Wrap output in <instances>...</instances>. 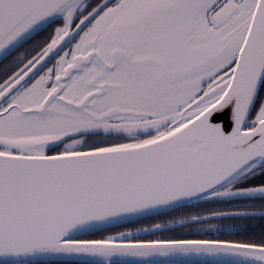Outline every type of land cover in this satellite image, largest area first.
<instances>
[{
	"label": "snow or ice",
	"instance_id": "snow-or-ice-1",
	"mask_svg": "<svg viewBox=\"0 0 264 264\" xmlns=\"http://www.w3.org/2000/svg\"><path fill=\"white\" fill-rule=\"evenodd\" d=\"M257 219L264 0H0V264H264Z\"/></svg>",
	"mask_w": 264,
	"mask_h": 264
},
{
	"label": "trees",
	"instance_id": "trees-1",
	"mask_svg": "<svg viewBox=\"0 0 264 264\" xmlns=\"http://www.w3.org/2000/svg\"><path fill=\"white\" fill-rule=\"evenodd\" d=\"M175 215V214H173ZM170 217L168 216H160V217H154L148 220H140V221H136L133 223H127L124 225L119 226V228L121 229H130V228H137V229H141L145 226H149L154 220H160V221H165L167 219H169ZM224 224H229V225H236V226H243L246 227L250 230V232H256V233H260L261 231H264V221H261L259 219L257 220H247V221H224L222 222ZM187 230L185 229H181L179 227H177L176 229H174L173 231L170 232H164V233H155V234H144L141 233L139 234V237L141 239H154L158 236H184ZM95 235H98V233H96ZM213 237H215V233L212 234ZM240 234L237 233L236 237H233L232 235H229L228 233H224L221 234L219 236L220 239H232V238H238ZM197 238H202V237H197ZM58 264H78L77 261H60L58 262Z\"/></svg>",
	"mask_w": 264,
	"mask_h": 264
},
{
	"label": "flooded vegetation",
	"instance_id": "flooded-vegetation-1",
	"mask_svg": "<svg viewBox=\"0 0 264 264\" xmlns=\"http://www.w3.org/2000/svg\"><path fill=\"white\" fill-rule=\"evenodd\" d=\"M104 232H108V233H115L116 232V233H119V232H122V231H121V228L114 227V228H110V229H108L107 231H104ZM101 233H103V232H99L98 234H101ZM109 235H111V234H109ZM95 236H97V235H95Z\"/></svg>",
	"mask_w": 264,
	"mask_h": 264
},
{
	"label": "rangeland",
	"instance_id": "rangeland-1",
	"mask_svg": "<svg viewBox=\"0 0 264 264\" xmlns=\"http://www.w3.org/2000/svg\"><path fill=\"white\" fill-rule=\"evenodd\" d=\"M130 229H133V228H130ZM119 231H120V230H119ZM121 231H127V229H121ZM132 231H133V230H132ZM109 234L114 235V234H116V232H115V233L103 232V233L97 235L96 237H99V236H108Z\"/></svg>",
	"mask_w": 264,
	"mask_h": 264
},
{
	"label": "water",
	"instance_id": "water-1",
	"mask_svg": "<svg viewBox=\"0 0 264 264\" xmlns=\"http://www.w3.org/2000/svg\"><path fill=\"white\" fill-rule=\"evenodd\" d=\"M124 224H127V223H124ZM124 224H121V225H124ZM120 226V225H119ZM117 227V226H116ZM112 228H114V227H112ZM110 229V228H109ZM133 232L135 233L136 232V230H133ZM72 261H75V260H72Z\"/></svg>",
	"mask_w": 264,
	"mask_h": 264
}]
</instances>
